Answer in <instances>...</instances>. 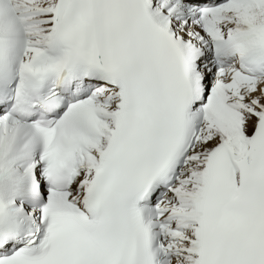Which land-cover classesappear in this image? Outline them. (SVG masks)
<instances>
[{"label": "snow or ice", "instance_id": "1", "mask_svg": "<svg viewBox=\"0 0 264 264\" xmlns=\"http://www.w3.org/2000/svg\"><path fill=\"white\" fill-rule=\"evenodd\" d=\"M0 264H264V0H0Z\"/></svg>", "mask_w": 264, "mask_h": 264}]
</instances>
